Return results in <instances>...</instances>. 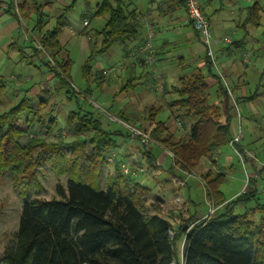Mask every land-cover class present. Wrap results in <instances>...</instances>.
<instances>
[{
    "label": "trees",
    "instance_id": "1",
    "mask_svg": "<svg viewBox=\"0 0 264 264\" xmlns=\"http://www.w3.org/2000/svg\"><path fill=\"white\" fill-rule=\"evenodd\" d=\"M90 1L85 0L87 4ZM181 2L184 4V0ZM74 3L72 0L64 11ZM28 9L20 5L23 15ZM259 12L257 4L248 7L243 27H257ZM94 16L106 20L100 47L92 46L82 66V77L88 82L93 77L91 63L95 56L106 53L114 44L126 45L139 35L135 16L119 0H102ZM62 19L63 14L52 31L40 37L43 46L56 54L62 51L57 42ZM38 22L42 24L41 16ZM229 43L242 50L240 44L244 43V37ZM59 64L64 65V77L54 70L50 71L51 75L58 79L60 86L67 87L71 61L67 59ZM204 64L210 72L213 67L207 56ZM217 82L225 99L223 122L220 121L223 109L208 103V85L200 71L181 75L172 88L177 98L169 107L179 113L177 119L191 122L188 134L175 138L167 123L154 120L161 109L147 112V120L153 122L148 135L173 153L183 171L193 169L203 158H210L232 139L229 113L233 106L219 78ZM4 87L5 80L0 77V96ZM66 91L67 98L71 99L74 92ZM84 91L91 94L90 87ZM34 108L31 99L25 97L0 115V176L9 174L14 189L21 186L17 193L22 195L17 230L12 244L0 257V264H171L177 259L175 242L179 238L182 240L180 264H264V205L257 202L255 192H245L226 202L220 190L224 175L207 171L202 175L206 198L217 211L203 219L188 217L171 238L170 220L147 212L144 204L150 189L134 180V167L129 166V173H124L120 162L114 159L112 173L102 179V167L106 165V158L114 155L111 151L118 146V138L130 139L127 128L126 131L123 127L108 130L102 115L78 109L68 113L64 126L73 134L84 135L85 139L54 144L43 140L53 133L56 119L39 121V128L34 132L36 121L30 118ZM20 119H24V128ZM27 131L33 133L27 134L29 140L23 141ZM86 144L92 147L89 155ZM28 160L30 163L26 164ZM47 163L57 177L66 178L65 186L55 187L58 198H29L26 190L32 184L40 187L34 165L43 167ZM252 202H255L253 208L235 213L237 207H246ZM255 213L260 214L257 221L251 220Z\"/></svg>",
    "mask_w": 264,
    "mask_h": 264
},
{
    "label": "rangeland",
    "instance_id": "2",
    "mask_svg": "<svg viewBox=\"0 0 264 264\" xmlns=\"http://www.w3.org/2000/svg\"><path fill=\"white\" fill-rule=\"evenodd\" d=\"M28 1L33 2L32 0ZM226 1L227 0H217V3L221 2L223 6L226 5L227 7L231 5L235 12L239 9H243V16H246L247 8L254 6V4H257V6L260 8V12L258 13L260 15V22L257 27L248 26L246 28V34L242 31L233 32L231 29H227L226 33H228L232 42L239 41L244 37L245 51H233L232 55L230 56L232 57L231 62L233 61L234 65L238 69L237 72L239 73V77H241L240 80L244 83L246 94L249 96L252 95L255 90H258V95L254 99L251 106L252 110L248 109V102H240L234 107L230 124L231 133L233 136H235L237 132L240 131L242 135L239 141L240 145H242L246 150H249L252 154L257 155L260 158L261 163H264V0H232L231 3H226ZM34 2L40 5L47 4L43 8L46 17V23L43 28L40 30L38 27L34 28L36 16L34 13H31L29 18L21 21L20 27L16 26V33L18 37L16 34L12 35L8 31L10 30L9 28L0 31V48L3 47V50H7L8 53L3 56V59H0V73L7 77L11 74L15 76L13 79L9 78V81L11 82L8 83L9 85L6 86L5 91L0 96V115L1 113L6 112L8 108L15 106L25 96L32 97V100L35 102V104H38V102L42 99H47L49 100L48 105L52 106V109H45V106L43 109V107L40 105H34L35 108L33 110L35 113L31 110L32 112L30 118L34 122L36 121L32 130L34 132L37 131L39 128V121L45 122L48 118H55L57 121V126H55L53 133L44 138L43 141L52 142L54 144H59V141L64 143H77L79 140L83 141L85 139L84 135L73 134L64 126V119L68 113L78 110L74 100L69 101L66 98V89L68 91L70 90L71 93L72 91L74 92V96L76 95V100L83 104V111H93L95 115H102L103 121L106 124V128H108V130H116L117 128L114 125L117 124V126L120 128L123 127L124 129H128V138H130L129 142L139 140L142 143V140L144 139L146 146L155 144L156 141H154L148 135V132L152 129L153 125H150L147 121H141L142 117L144 116L143 114H145V111L147 112V110L152 107H162V110L158 113L155 120L165 121L169 115V110L162 105L159 96L152 89V80L150 77L146 81H144V78H140V75L138 74L140 72L139 70H141L139 69L140 67L136 68L135 73H127L128 71H123L129 66V63L124 62V60L128 62L133 61L137 65L138 63L131 57L128 58V60L124 59L121 45L114 44L106 54L97 56L92 63V66L94 67L96 62H98L100 67L105 68L107 72L110 73V75L107 76L108 84L102 83L98 85L94 82H90V80L89 85H87L88 81H85V79L82 77V66L89 51L88 46L90 45H88L86 37L91 39V45L94 46L95 44L97 49L100 47L103 40L102 30L92 35V32L94 30L97 31L99 26L98 21L95 18L90 17L93 13L94 5L97 2H100V0H92L89 4H87L85 0H75L73 7L66 11H64V9L70 5L71 0H34ZM227 7L223 8L224 12H222V15L224 18L230 17L228 15L230 8L227 9ZM12 9L14 12L15 9L17 10L16 5H13V3ZM15 13H17V11ZM61 14H63V26H66L68 31H72L76 35L73 36L72 40L66 45L65 53L60 51L58 54H56L53 49L43 46L40 37L32 40L33 45H31V48L30 43L25 42L24 44L26 47L22 49V53L21 51L19 52V50L15 49V45H19V39H23V37H25L23 35L24 33H26L30 39L31 33L37 37L39 36V33L43 34L44 32L53 29L57 24V17ZM100 20L103 21V19ZM20 30L22 31V34L19 35L18 31ZM222 37L224 36H220V38ZM31 49L36 55H38L39 61H43L44 63V65L39 64L40 62H38V59H34L32 60L33 64H39L41 71L47 70L50 75L52 74L50 71L54 70L58 75L64 77V65H60L59 63L65 62L67 59H64V56L67 55L71 61L70 85L67 87L59 86V88L56 90H50L48 86V91L44 93H36V95L30 94V92L28 93L26 88L28 85L36 83L40 84L46 80H42V77L37 73L35 67L31 64H28L30 59H28L26 54L30 55ZM215 57H221L220 52H215ZM244 57H247V60H245ZM152 67V64H146L144 70L147 71L148 69L150 71ZM218 71L221 74L220 67ZM190 72L193 71L189 69L184 70L185 74H190ZM177 73L180 74V71ZM131 74L136 77L134 83L139 84L142 82V86L144 89H146V91L138 84H136L134 88L122 92L120 91L122 86L125 85L128 76ZM203 74L205 75L204 71ZM26 75L31 77V82L27 84L23 82V78ZM111 75H116L114 80H111ZM55 79L57 82L58 79ZM222 80H224V78ZM227 82L229 81L227 80ZM14 83H16V85H20L21 89L14 90V88H12L13 85H15ZM171 85L174 86L176 83H168L169 87ZM40 86H44V84H41ZM87 86H89L90 89L92 88L90 95L86 94L84 91ZM74 96L71 99H73ZM176 98V95L168 94L166 96V101ZM213 100V96H210L208 102L213 103ZM94 104L99 106V108L94 107ZM101 109H104L107 112L100 111ZM120 112H126V114L121 113V115H118ZM110 122H112L114 125L111 126ZM24 123V119H20V125L23 128L25 127ZM138 127L145 129L146 132L142 131L141 129L137 130ZM32 133V131H27V133L25 132L26 138L23 139V141L29 140L27 139V134L31 135ZM123 139L118 138V146L111 151V153H114V155H109V158H106L105 160L106 165L102 167L103 181L105 180L107 174L112 173L114 159L117 161L122 159L121 156L118 155V148L127 146ZM86 145V154L89 155L91 153L92 147L89 144ZM230 150L231 149L229 148V152L232 153L233 157L231 163L232 167L227 168L225 171L226 180L221 186V191L224 193L226 198L236 190L235 186L237 180H235V178L238 175L243 176L244 174V165L233 154V151ZM237 150L240 154L239 146ZM169 156H171V159L175 158L172 153H169ZM108 159H111V161H108ZM28 162L30 163L28 160L26 164H29ZM221 163H223V161H221ZM258 166L260 167L259 164ZM34 169L38 176L40 187L37 188L36 185L32 184L30 188L26 190L29 198H40L46 200L58 198L55 187L57 184L64 187L66 184V178L57 177L50 169L48 163L43 167H40V165L38 166V164H36L34 165ZM121 169H124V164L121 165ZM104 183L105 182H103V184ZM143 183L144 185L153 188V194L150 195L153 199L155 196H161L167 199L166 205L172 208L177 207V203L172 198L174 195L173 187L176 186L175 183L169 182L163 191L155 188L157 185L154 181ZM257 184V187L260 190L258 196L259 200H257V202L264 205V178L260 179ZM19 188H21L20 185ZM19 188L17 190L14 189L13 181L9 174L0 176V254L5 250L6 247H9L12 244L14 234L17 230V224L22 207V195L19 196L17 193ZM175 192L178 195H181L182 198L183 196L185 197L184 189H180ZM23 194H25V192ZM191 196L193 197L195 206L192 207L186 205L183 207V209L187 210L189 214H197V216L205 215L208 217L216 211V208L210 206L205 200L200 187L193 186ZM254 204L255 202L250 203L247 208H253ZM145 205L147 212L149 213V208H147L149 206V201H147ZM166 209V207L160 208L161 213L156 214L167 217L170 220L172 227L171 238H173L178 227L181 226L188 217L183 216L182 213L180 216H177L179 212H173L170 210L168 211ZM244 211V207H237L235 209L236 214H240ZM259 216L260 215L258 213H255L251 217V220L257 221ZM175 247L177 259L172 263L180 264L182 257V240L180 238L176 240ZM0 257L2 256L0 255Z\"/></svg>",
    "mask_w": 264,
    "mask_h": 264
},
{
    "label": "crops",
    "instance_id": "3",
    "mask_svg": "<svg viewBox=\"0 0 264 264\" xmlns=\"http://www.w3.org/2000/svg\"><path fill=\"white\" fill-rule=\"evenodd\" d=\"M32 1L33 2L30 1L31 2L30 3L28 0H0V31L9 28L10 30L8 31L12 35L16 34V36L18 37L16 33L17 27H20L21 21L29 18L31 13H34L36 16V20H35L36 23H35L34 28L38 27L39 30L43 28V26L46 23L45 21L46 17H45L43 8L47 4L40 5L34 2V0ZM101 1L102 0H100V2ZM119 1L123 2V5L126 6L127 11L129 13L130 12L133 13V15L135 16V20H137V23L139 26L138 37L135 38L134 40H131L130 42H127L126 45H121L122 55L124 56V59L128 60V58H130L131 55L136 51V49L142 44L144 36H145V32H146L145 24H149L154 31V37H153V42H152V62L150 63L153 66L152 69H150V71L148 69L147 71L144 70V67H146V64H149V63H144V62L138 63L139 65L138 66L133 61L128 62L124 60V62L129 63V66L126 67L125 70L123 71L125 72L128 71L127 73L129 72L135 73L136 68L140 67L139 69L141 70H139L140 72L138 73L140 75V78H144V81H146L150 77V79L152 80V85H151L152 89L159 96V99L161 100L162 105L165 106V108L169 110V115L167 116L165 121H160V120H157V121L167 123L171 134L175 138H179L181 136L188 134L191 122L188 120L181 121L179 118L178 119L176 118L179 115V113L174 112V110L169 107V104L173 102L175 99L166 101V96L168 94H173L172 88L178 84L179 77L185 74L184 70L186 69L193 71V72H190V74L196 71H200L201 75L205 78V81L208 85V101H209L210 96H213L214 98L213 103H209V102L208 103L223 109L222 116L220 118L221 122H223L224 119L226 118V113L224 110L225 99H224V96H221V93L219 91V84L217 82V78L221 80V83L226 90V94L230 101V104L233 106V109L229 113L231 117L230 124H231L232 113H233L234 107L237 106L238 103L248 102L247 104L248 109L252 110L251 106H252L254 99L258 95V90H255L252 95L248 96L246 94V91L244 89V83L240 80L241 77H239V73L237 72L238 69L234 65L233 61L231 62L232 57H230L233 51H236L238 49L234 48L233 45H231L230 43L226 45H221L220 47L216 48L215 52L217 51L220 52L221 57H218V58L215 57L216 69L212 68L210 72H208L204 64L205 55H204L203 46L201 44L198 34L194 31L192 26H190L186 22L185 8L181 0H119ZM231 1L232 0L230 1L227 0L226 3H231ZM100 2H97L94 5L93 13L90 16L91 18H95L98 21V26H99V29L97 31L94 30L92 32V35L103 29L105 20H106V18L94 16L96 6ZM12 3L13 5H16L17 13H15L12 9ZM22 4H24L26 7H29L28 9L29 12L25 15H23L20 10V5ZM199 4H200V7L203 13L209 18L211 30L214 36H217V37L228 36L229 37L228 33H226L227 29H231V31L233 32L242 31L246 34V28L248 26L243 27L245 17H246V16H243V13H244L243 9H239L238 11L235 12L231 5H230L231 7L230 6L227 7L226 5L223 6L221 2L217 3V0H199ZM2 6L3 7L5 6L6 9L3 10L1 8ZM34 7L38 8V10L34 11ZM224 7H227V9L230 8V12L228 14L230 16L229 18H224V16L222 15V12H224L223 10ZM39 16H41L42 24L38 22ZM58 18L59 16L57 17V21H58ZM100 19H103V21H101ZM61 26L62 27H61L60 33L57 36V42L59 46L62 48V53H65L66 45L72 40L73 36H76V35L74 32L68 31V28H66V26H63V24ZM50 31H52V29L46 32H50ZM46 32H44L43 34H45ZM18 34L19 35L22 34V31L21 30L18 31ZM43 34L39 33V36L35 37V35L31 33V36H30L31 38L29 39V36L26 33H24L23 35L25 37H23V39L21 38L19 39V42H18L19 45H15V49L19 50V52L21 51L22 53L23 52L22 49L26 47L24 44L25 42L30 43V48H31V45H33L32 40H35L41 37ZM86 38H87L88 45L89 44L91 45V39H88V37ZM90 45L88 46L89 51H88L87 56L85 57V59L83 58L84 61L86 60V58L91 52L92 45L91 46ZM240 45L243 46L242 48V51H243L245 47L244 43L243 44L241 43ZM6 53H7V50H3V47H1L0 48V59L1 58L3 59V56ZM106 53H103V54H106ZM103 54H100V55H103ZM26 55L28 59H30V62L28 64H31L35 67V70L42 77V80L46 79L45 82L43 81V83H40V84L36 83V84L28 85L26 87L27 92L28 93L30 92V94L32 95L33 94L36 95V93H41V92L44 93L48 91V86L50 90L51 89L56 90L57 88H59L60 84L58 80L56 82V79L53 78V76H51L47 70L41 71L39 64L44 65V63L43 61H39L38 55H36L32 49H31L30 55L28 54ZM97 56L94 57V60ZM64 57H65L64 59H69L67 55H65ZM34 59H38V62L40 63L34 65L32 62V60ZM92 63H91V75H93V77L91 78L90 82H94L98 85L102 83L108 84L107 76L110 75V73H108L105 68L100 67L98 62H96L94 67L92 66ZM217 66H218V69L220 67L221 74L218 71ZM178 71H180V74L177 73ZM203 71L205 72V75L203 74ZM190 74H185V75H190ZM95 75H98V77L95 78L94 77ZM0 77L5 80V87H4V91H5L6 86L9 85L8 83L11 82L9 81V78L13 79V77L15 76L11 74L10 76L7 77L0 73ZM115 77L116 75L110 76L111 80H114ZM223 78L225 81L222 80ZM135 79L136 77L134 75L132 74L129 75L125 85L122 86L120 91L122 92L128 89L134 88L136 84H138V83H134ZM226 79L229 82H227ZM23 82L25 84L30 83L31 77L27 75L24 76ZM90 82H88L87 85H89ZM170 82L171 84L176 83V85L174 86L171 85L169 87L168 83ZM14 84L15 85H13L12 87L14 88V90L21 89L20 85H16V83ZM41 84H44L45 87L40 86ZM54 84H55V87H54ZM138 85L142 89H144L142 86V82H140ZM144 90L146 91V89ZM91 91H92V88H91ZM65 94L67 98L68 92L66 91V89H65ZM238 95H243V96H238ZM75 96L73 99H70V98H67V99L69 101L74 100L76 108L83 110V104L79 103L76 100ZM26 98H30L35 106L40 105L41 107H43V109H44V106H45V109H52V106L48 105L49 100L47 99H42L38 102V104H35V102L32 100L33 99L32 97H26ZM94 107L99 108V106L95 104H94ZM151 109H161L162 110V107H152L149 110ZM149 110H147V112ZM100 111H106V110L101 109ZM85 112L93 113V111H85ZM147 112L145 111V114H143L144 115L143 117L141 115L142 117L141 121L144 120V121H147L150 125H153V122H150L147 120ZM121 113L126 114V112H120L118 115H121ZM158 113L156 114L154 120L156 119ZM114 126H116V128L119 127L117 125H114ZM137 130H140V129L137 128ZM230 132H231V127H230ZM231 137H233L232 133H231ZM124 142L127 146L118 148V151H119L118 155H120L122 158L118 162H120L121 165L122 164H124L125 166L130 165L134 168H137V169L140 168L143 170V172H137L136 174H134L133 178L134 180L138 181L142 186L148 187L150 189V192L146 195V202L149 201V206L147 207L149 208L148 209L149 213H161L160 208L166 207L167 208L166 210L168 211L170 210L173 212H180L182 213L183 216H186V217L195 216L198 219H203L206 217L205 215L197 216V214H189V212L187 210H184L183 207H185L186 205L192 206V207L195 206L193 197L191 196L193 186H198L202 189L205 200L209 203L210 206H212V204L206 198L205 182L202 179V175L205 174L209 170L214 173H222L225 177L224 179V182H225L226 180L225 171L227 170V168L232 167L231 163L233 159L232 153L229 152L230 147L228 145L224 148H221L213 152L210 158H203L201 161H199V163L193 169L189 171H183L179 168V165L177 164L178 162L177 158L175 157L174 159H171V156H169V153H172V152L162 148L157 142L155 144H151L148 146H146L145 143H141L139 140L129 142V140L127 139ZM238 146H239L240 154L237 155L234 152L233 154L244 165V174L243 176L238 175L235 178V180H237L236 186H235L236 190L232 194H230V196L226 198L224 193L222 191L221 192L224 195L226 202H229L235 199L237 196L245 192H255L257 196L256 200H259L258 196H259L260 190L257 187L258 185L257 183L260 181V179L264 178V163H261L260 158L257 155L252 154L249 150H246L242 145H240V143H238ZM147 154L149 156H147ZM221 161H223V163H221ZM258 164L260 165V167L258 166ZM149 181H154L157 185L155 186V188L160 189V191H163L165 186L169 182L175 183L176 186L173 187L174 195L172 198L177 203V207L172 208L166 205L167 199H165L164 197L155 196V198L153 199L152 196H150L153 194V188L146 186L143 183V182H149ZM180 189H184L185 197L183 196V198L181 195H178L175 192ZM220 190H221V187H220ZM145 204L144 206H146ZM247 207L248 205L244 207L245 211L248 209H251ZM216 211H217V208H216ZM3 254H4V251L0 255L3 256Z\"/></svg>",
    "mask_w": 264,
    "mask_h": 264
},
{
    "label": "built area",
    "instance_id": "4",
    "mask_svg": "<svg viewBox=\"0 0 264 264\" xmlns=\"http://www.w3.org/2000/svg\"><path fill=\"white\" fill-rule=\"evenodd\" d=\"M184 8L186 13V22L190 24L194 31L198 34L204 49L205 56H207L210 60L212 67L216 69L215 49L220 47L221 44H228L230 42V38L228 36L220 38L212 34L210 23L200 7L199 0H184ZM2 9L5 10L6 7L4 6L2 7ZM16 11L17 10L15 9V12ZM145 27L146 32L143 42L131 55V58H133L137 63L152 62V42L154 31L149 24H145ZM244 58L245 60H247V57ZM240 139L241 133L240 131H238L237 134L232 137L228 144L230 149L237 155H239V152L236 147ZM142 143H145L144 139L142 140ZM108 161H111V159H108ZM129 166L130 165H124V173H129ZM141 171L142 169L140 168H134L132 172L133 174H136V172Z\"/></svg>",
    "mask_w": 264,
    "mask_h": 264
},
{
    "label": "water",
    "instance_id": "5",
    "mask_svg": "<svg viewBox=\"0 0 264 264\" xmlns=\"http://www.w3.org/2000/svg\"><path fill=\"white\" fill-rule=\"evenodd\" d=\"M169 234H170V236H172V233L171 232ZM171 264H173V263H171Z\"/></svg>",
    "mask_w": 264,
    "mask_h": 264
}]
</instances>
